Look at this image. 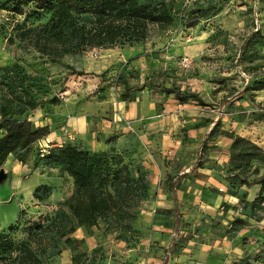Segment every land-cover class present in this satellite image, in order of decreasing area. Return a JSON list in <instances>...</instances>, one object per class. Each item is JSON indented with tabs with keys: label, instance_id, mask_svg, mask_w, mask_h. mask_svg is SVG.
<instances>
[{
	"label": "rangeland",
	"instance_id": "rangeland-1",
	"mask_svg": "<svg viewBox=\"0 0 264 264\" xmlns=\"http://www.w3.org/2000/svg\"><path fill=\"white\" fill-rule=\"evenodd\" d=\"M16 5L0 0V121L27 110L30 118L52 98L48 116L84 101L95 137L64 125L66 143L113 151L135 184L113 207L125 220L79 225L68 206L73 182L44 166V144L0 159V264H162L175 234L170 179L180 174L169 264H264V190L252 186L264 176V0H176L173 23L149 26L145 40L59 62L20 41L17 24L34 8ZM231 135L258 149H234ZM198 158L208 162L191 174ZM44 184L51 196L36 198Z\"/></svg>",
	"mask_w": 264,
	"mask_h": 264
},
{
	"label": "trees",
	"instance_id": "trees-1",
	"mask_svg": "<svg viewBox=\"0 0 264 264\" xmlns=\"http://www.w3.org/2000/svg\"><path fill=\"white\" fill-rule=\"evenodd\" d=\"M21 5L30 4L34 10L26 16L17 29L22 32L18 38L22 42H32L42 54L48 55L52 61L59 62L60 57L67 54H79L94 48H109L114 46H132L146 39L148 28L156 25L166 28L173 23L171 5L176 0H9ZM46 17V24L30 23L31 18ZM83 75V73L72 72ZM156 92L173 95L181 102L190 99L201 101L196 94L182 92L175 88L152 86ZM246 90L240 93L244 97ZM54 98L44 104H34V110H45ZM228 103L227 100L222 102ZM60 109L59 107L54 110ZM23 111L4 116L0 121V159L12 154H26L35 149L36 145L48 134L49 127H39L29 120ZM44 112V111H43ZM45 113V112H44ZM53 113V114H54ZM45 115H48L46 112ZM233 148H256L252 142L231 135ZM206 142V141H204ZM258 149V148H256ZM44 157V166L50 171L61 172L60 179L67 177L74 185V192L69 199V208L79 225L94 226L100 219L125 220L126 213H115L113 207L119 198H130L133 194L135 181L131 171L122 158L111 150L97 152L89 148L68 142L61 146L44 147L40 150ZM21 158V157H20ZM208 160H198L192 166L190 173L194 174ZM21 163L23 161L21 160ZM186 174H180L170 179V190L174 202V236L166 250L163 264H169V250L175 244L181 232L182 213L177 198L176 187ZM253 185H260L264 190V176ZM52 186L44 184L34 193L36 198L51 196ZM45 196H39L40 192ZM121 214L122 216L117 215ZM112 221V220H108ZM119 223V222H118Z\"/></svg>",
	"mask_w": 264,
	"mask_h": 264
},
{
	"label": "crops",
	"instance_id": "crops-1",
	"mask_svg": "<svg viewBox=\"0 0 264 264\" xmlns=\"http://www.w3.org/2000/svg\"><path fill=\"white\" fill-rule=\"evenodd\" d=\"M86 106V102L78 101L75 104L72 113L70 112L68 104H62L60 109L56 110L52 116L45 115L38 109L32 111V117H30L29 120L33 121L39 127H49L50 130V134L38 144H44L46 147L61 146L65 144L68 140L62 133L64 125H67L71 130H74L78 134H86L88 138H94L95 133L90 129V123L92 122L90 118L93 117L94 114L86 112L84 110ZM61 127L62 129H60ZM101 146L103 145H100V147Z\"/></svg>",
	"mask_w": 264,
	"mask_h": 264
},
{
	"label": "water",
	"instance_id": "water-1",
	"mask_svg": "<svg viewBox=\"0 0 264 264\" xmlns=\"http://www.w3.org/2000/svg\"><path fill=\"white\" fill-rule=\"evenodd\" d=\"M5 178H6V175H5L4 171L2 170L0 172V182L4 181Z\"/></svg>",
	"mask_w": 264,
	"mask_h": 264
}]
</instances>
